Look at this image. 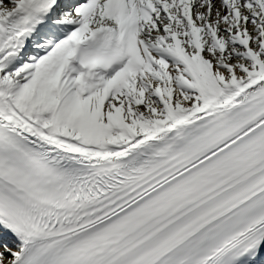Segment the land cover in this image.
<instances>
[{
  "label": "snow or ice",
  "instance_id": "snow-or-ice-1",
  "mask_svg": "<svg viewBox=\"0 0 264 264\" xmlns=\"http://www.w3.org/2000/svg\"><path fill=\"white\" fill-rule=\"evenodd\" d=\"M0 264H264V0H0Z\"/></svg>",
  "mask_w": 264,
  "mask_h": 264
}]
</instances>
